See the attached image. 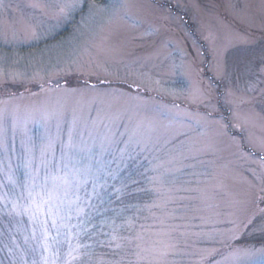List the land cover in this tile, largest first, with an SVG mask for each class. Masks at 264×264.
<instances>
[{
	"label": "rangeland",
	"instance_id": "1",
	"mask_svg": "<svg viewBox=\"0 0 264 264\" xmlns=\"http://www.w3.org/2000/svg\"><path fill=\"white\" fill-rule=\"evenodd\" d=\"M0 264H264V0H0Z\"/></svg>",
	"mask_w": 264,
	"mask_h": 264
}]
</instances>
